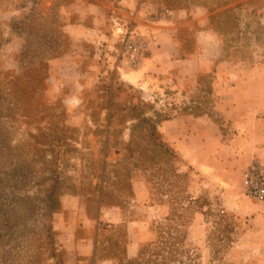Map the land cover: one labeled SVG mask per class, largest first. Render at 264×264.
<instances>
[{
  "label": "rangeland",
  "instance_id": "rangeland-1",
  "mask_svg": "<svg viewBox=\"0 0 264 264\" xmlns=\"http://www.w3.org/2000/svg\"><path fill=\"white\" fill-rule=\"evenodd\" d=\"M74 1L0 0V264H264V200L241 180L264 151L228 144L237 127L207 77L152 101L96 65L92 42L64 28ZM240 15L226 39L249 51ZM186 110L220 128L191 160L155 127Z\"/></svg>",
  "mask_w": 264,
  "mask_h": 264
},
{
  "label": "crops",
  "instance_id": "crops-1",
  "mask_svg": "<svg viewBox=\"0 0 264 264\" xmlns=\"http://www.w3.org/2000/svg\"><path fill=\"white\" fill-rule=\"evenodd\" d=\"M166 7L165 0H75L69 10L75 22L64 28L75 40L92 42L94 63L108 64L137 97L147 95L156 101L166 87L188 96L206 86V77L208 83L212 80L208 87L218 95L215 108L237 127L228 144L243 142L250 152L260 154L264 151V0H182ZM233 11L241 13L234 25H240L239 38L255 45L249 51L226 39L230 31L226 25L231 24L227 15ZM125 24L131 26L139 45L133 58L119 51ZM226 93L233 95L229 101L223 97ZM242 105H249L248 112L241 113ZM156 129L165 143L189 160L210 148L211 136L217 139L220 133L207 110L176 112ZM252 136L259 139L250 141ZM82 239L84 253L92 254L94 240Z\"/></svg>",
  "mask_w": 264,
  "mask_h": 264
},
{
  "label": "built area",
  "instance_id": "built-area-1",
  "mask_svg": "<svg viewBox=\"0 0 264 264\" xmlns=\"http://www.w3.org/2000/svg\"><path fill=\"white\" fill-rule=\"evenodd\" d=\"M119 41V51L134 57L139 50V45L132 38V28L129 24L124 25ZM242 186L249 197L264 200V167L253 162L245 167L241 174Z\"/></svg>",
  "mask_w": 264,
  "mask_h": 264
},
{
  "label": "trees",
  "instance_id": "trees-1",
  "mask_svg": "<svg viewBox=\"0 0 264 264\" xmlns=\"http://www.w3.org/2000/svg\"><path fill=\"white\" fill-rule=\"evenodd\" d=\"M164 118H166V117H164ZM163 118H161L160 120H158L157 122H156V128H157V124L162 120ZM157 130V129H156ZM158 136H159V134H158ZM160 137V136H159Z\"/></svg>",
  "mask_w": 264,
  "mask_h": 264
}]
</instances>
